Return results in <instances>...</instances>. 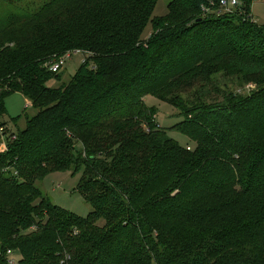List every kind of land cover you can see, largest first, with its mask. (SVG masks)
Wrapping results in <instances>:
<instances>
[{"label": "trees", "instance_id": "16d2710c", "mask_svg": "<svg viewBox=\"0 0 264 264\" xmlns=\"http://www.w3.org/2000/svg\"><path fill=\"white\" fill-rule=\"evenodd\" d=\"M158 1L0 0V127L13 93L35 110L0 147V247L20 264H264V24L254 0ZM69 51L83 63L50 87ZM149 95L182 120L158 124ZM59 171L83 172L87 217L36 185Z\"/></svg>", "mask_w": 264, "mask_h": 264}, {"label": "rangeland", "instance_id": "374dc122", "mask_svg": "<svg viewBox=\"0 0 264 264\" xmlns=\"http://www.w3.org/2000/svg\"><path fill=\"white\" fill-rule=\"evenodd\" d=\"M169 1L170 0H159L156 4L154 16L166 14V12L168 11L167 6L169 4ZM252 15L256 19L257 24H264V0H255L253 2ZM151 34L152 27L149 26L143 34V37H150ZM84 57L85 55L83 56V54L79 53L73 55L72 58L63 67L64 76L61 78V80H57L56 78L51 79L47 84H49L50 87H56L61 85L62 83L68 82L70 77L78 71L80 65L83 63ZM215 80L218 85L221 86V88H223L224 90H226L227 88L228 90L232 91H244L240 90L235 83H233L229 78L224 77L222 74H218ZM254 87L255 86H252L251 89H253ZM198 96L200 99L206 100V97H203L205 96V94L200 93L195 94V96L192 97L189 101H195ZM213 96H216V94L213 93ZM6 99L7 116L5 117V119L9 122L10 129L17 130V128H15L12 124L11 120L14 117L21 115V113L26 109V100L20 93H13ZM27 101L29 109H27L26 113H29L30 115L35 114V110L32 108L33 102L28 98ZM145 101L149 107L156 110V122L161 126L170 128L182 120V116L179 115V110L174 107L172 108L167 102L160 99L159 97L149 95L146 97ZM17 126L23 128L25 126L24 119L21 120ZM169 134L172 138H176L182 145H190L191 147H193V144L189 143L190 139L180 132L170 131ZM0 147L2 149H5V145L2 142L1 133ZM82 149L83 147L79 143L76 147L77 152L80 153ZM82 176L83 172H79L75 175H72V172L67 171L52 172L48 173L43 180L38 181L36 185L40 188L44 196H47L57 206H61L64 209L74 214H78L82 217H87L92 211L93 207L90 202L84 199L83 194L79 189V184Z\"/></svg>", "mask_w": 264, "mask_h": 264}, {"label": "built area", "instance_id": "2783aa9c", "mask_svg": "<svg viewBox=\"0 0 264 264\" xmlns=\"http://www.w3.org/2000/svg\"><path fill=\"white\" fill-rule=\"evenodd\" d=\"M219 5H220V9L225 13H228V12L232 13L236 9H238L239 6H241L239 0H221ZM206 11H208V9ZM251 18L253 19V21L257 22L256 19L253 17L252 13H251ZM76 53H79V52L78 51H69L62 56L56 57L52 62H50L48 64V69H50L53 73L63 70V67L67 64V62ZM90 55H91V53H90ZM249 87H251V86H249ZM27 106H29L28 102H27ZM12 131H13V129H10L9 126L0 127V133L2 135V142L4 143L5 148L7 147V143H5V136L9 135ZM14 138H16V136H14L13 139ZM3 254L6 256V258H7L6 260H8V264H20V260L17 259L14 250L8 249L6 252H4V251H2V249L0 247V257L3 256Z\"/></svg>", "mask_w": 264, "mask_h": 264}, {"label": "crops", "instance_id": "0c3cea01", "mask_svg": "<svg viewBox=\"0 0 264 264\" xmlns=\"http://www.w3.org/2000/svg\"><path fill=\"white\" fill-rule=\"evenodd\" d=\"M23 98H24V97H23ZM24 99H25V98H24ZM25 100H26V103H27V102H28L27 99H25Z\"/></svg>", "mask_w": 264, "mask_h": 264}]
</instances>
